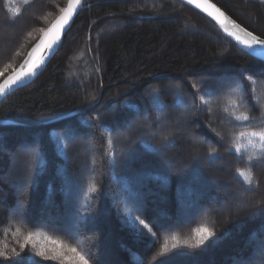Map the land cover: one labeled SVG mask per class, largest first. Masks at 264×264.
I'll list each match as a JSON object with an SVG mask.
<instances>
[{"label": "trees", "instance_id": "obj_1", "mask_svg": "<svg viewBox=\"0 0 264 264\" xmlns=\"http://www.w3.org/2000/svg\"><path fill=\"white\" fill-rule=\"evenodd\" d=\"M211 1L264 38L261 0ZM66 2L0 0V82ZM0 119L16 123L0 126L5 150H26L10 184L11 159L0 153V264H76L72 247L89 264L264 255V159L240 135L264 130V61L178 0H84L43 70L0 102ZM71 169L82 173L62 186ZM232 193L242 205L223 211ZM201 227L213 236L185 245Z\"/></svg>", "mask_w": 264, "mask_h": 264}, {"label": "snow or ice", "instance_id": "obj_2", "mask_svg": "<svg viewBox=\"0 0 264 264\" xmlns=\"http://www.w3.org/2000/svg\"><path fill=\"white\" fill-rule=\"evenodd\" d=\"M28 0H25L27 3ZM189 4H194L197 8L205 11L212 19L216 20L218 24L221 25L222 28L227 32L229 36H234L238 43L242 44L245 48L251 49L255 53V49L259 48L260 52L258 54L264 55V39H260L258 36L253 35L252 32L246 31L243 28H239L238 25L232 24L230 20H227L224 13L220 11L219 8H216L215 5L208 3L207 0H204L203 3L199 2V0H187ZM81 3V0H68V6L66 8H62L60 10L61 14L57 17V19L52 23V25L47 30L43 31V36L40 42L32 49L29 53V59L26 61V69L22 67L20 71L12 77H9L8 80H5L3 83H0V95H4L13 85L18 84L19 82L23 81L26 77L34 75L36 68L43 62V57H36L35 54L37 52L43 53L45 50L51 52L54 48V45L59 41L60 36L62 35L65 25H67L76 10L77 6ZM261 3H264V0H261ZM15 15H19V12H16ZM224 18L223 20L221 18ZM225 21L228 24H232L233 28H237L239 32H243L244 36L241 37L238 32L229 31ZM2 75V73H0ZM227 111V109H225ZM236 120H248L249 117L247 115H237L235 116ZM131 128V125H129ZM241 136L247 135L249 138V142L252 143L254 148H258L262 154L261 157L258 159H264V130L261 131H252L247 134L241 133ZM258 142V143H257ZM237 152L240 151L239 148L236 149ZM215 151L213 150L209 155H214ZM238 175L244 177V179L248 182H252L251 171L249 170L248 174L246 175L245 172L241 170H237ZM90 191H95V188H91ZM139 219L140 224L144 225V227H148L145 224L144 220ZM213 231L207 227H201L196 230V238L193 243H189L185 241V245L191 248H199L201 245L205 243L210 237L213 236ZM31 239V234L26 237V240ZM52 243H58L56 241H52ZM20 247L23 249L25 247L24 244H21ZM175 247V245H173ZM264 247V246H262ZM13 251H15L13 249ZM68 251L74 254L73 258L76 264H89L86 255L82 251H78L75 247L69 248ZM36 255L43 257L44 259H60L63 260L64 256L56 252L53 255L47 254L43 249L36 252ZM0 257L4 259H8V256L5 252H0ZM261 264H264V257H262Z\"/></svg>", "mask_w": 264, "mask_h": 264}, {"label": "water", "instance_id": "obj_3", "mask_svg": "<svg viewBox=\"0 0 264 264\" xmlns=\"http://www.w3.org/2000/svg\"><path fill=\"white\" fill-rule=\"evenodd\" d=\"M83 1H84V0H81V3L77 6V8H76V10L74 11V13H73V15H72V17H71L69 23H68L67 25H65V29H64L62 35L60 36L59 41L54 45L53 50H52L51 52H49V51H47V50H45L43 53H40V52H39L38 55L36 56V57H38V58H39V57H43V62L39 65L38 68H36V70H35V74L26 77L23 81L19 82V83L16 84V85H13L12 88H10V89H9L4 95H0V101H2L4 98H6L8 95L12 94L13 92L17 91L18 89H20V88H22V87H24V86L30 84V83H31V82L37 77V75L43 70V68L46 66V64L49 62V60H50V59L53 57V55L56 53V51H57L59 45L61 44V42H62L64 36L66 35V33L68 32V30L70 29V27H71V25H72V23H73V21H74V18H75L76 14H77V12L81 9V5H82ZM178 1L181 2V3H183V4H185L186 6L190 7L191 9L195 10L196 12L200 13V14L203 15L204 17H206L208 20H210L212 23H214V24H215V25H216V26L222 31V33H223L224 35H226L229 39H231L234 43H236V42L234 41V39L232 38V36H229V35L227 34V32L224 30V28H222L221 25L218 24V23L216 22V20L212 19V17H210L205 11H203V10L197 8L194 4H189V3L187 2V0H178ZM199 2L203 3L204 0H199ZM207 2H208V3H211V4H213V5H215L216 8H219L220 11H222V12L224 13L225 17H227V20H230V21L232 22V24L238 25L239 28H243V29H245L246 31H249V30H247L246 28H244L242 25H240L237 21H235L232 17H230V16H229L224 10H222V9H221L218 5H216L214 2H212L211 0H207ZM67 6H68V1H67L66 5H65V8H66ZM60 14H61V13H60ZM60 14H59L58 16H60ZM58 16H57V17H58ZM57 17H56V18L50 23V25L47 27V29L52 25V23L57 19ZM221 19L223 20L224 18L222 17ZM225 24H226V26H227V28H228L229 31L238 32V34H239L241 37L244 36V33H243V32H239L237 28H233V27H232V24H228L227 21H225ZM47 29H46V30H47ZM250 32H251V31H250ZM252 33H253V32H252ZM253 35H256V34L253 33ZM42 36H43V35H42ZM42 36H41V38H42ZM256 36H258V35H256ZM233 37H234V36H233ZM258 37H259L260 39H264V38H262V37H260V36H258ZM41 38H40V40H41ZM40 40H39V41H40ZM39 41H38V42H39ZM236 45H238V44L236 43ZM241 49L244 50L245 52H247V53L253 55L254 57L259 58V59H261L262 61H264V55H260V54H258V53L260 52V49H259V48H256V49H255V53H251L250 51H247V50H245V49L242 48V47H241ZM28 55H29V54H28ZM28 55L26 56V58L24 59V61H23V62H22V63H21V64H20V65L14 70V71H12L10 74H8V75H7V76H6V77H5L0 83H3L5 80H8L9 77H12V76H14L15 74H17V73L20 71V69H21L22 67H24V68L26 69L25 61L28 59ZM74 115H76V113H75V112H72V113L66 114V115H64V116H62V117H59V118H56V119L50 120L47 124L52 123V122H56V121H59V120H62V119H67V118H70V117H72V116H74ZM8 125H16V123H14V122H12V121H9V120L0 119V126H8Z\"/></svg>", "mask_w": 264, "mask_h": 264}, {"label": "rangeland", "instance_id": "obj_4", "mask_svg": "<svg viewBox=\"0 0 264 264\" xmlns=\"http://www.w3.org/2000/svg\"><path fill=\"white\" fill-rule=\"evenodd\" d=\"M42 35H43V31L41 33V36ZM0 142H1L0 143V153H2V154L8 153L9 154V158L11 159V161L9 162L10 163L9 164L10 167H9L8 172H7V175L2 177V179L4 180V183H6V184L9 183L10 184L12 182L11 179H14L15 180L16 177H18L20 175L19 173H16V170H17V168H19L18 167L19 163L22 162L25 159L26 150L23 147H16V150L12 154L8 150H7L8 152L5 150L4 146L2 145L3 144L2 140H0ZM78 152H80V151H78ZM81 173H82L81 170H75L74 171V169H71L68 172V174L65 175V177L63 179V182H62V186L65 185V183H67V182H70L71 183V182L77 180L80 177V174ZM214 174H216L214 176L217 177L219 173L217 174V172H216ZM205 183H206L207 186H209V187L217 190L221 194H224V193L227 194V193H229V189H228V186H227V182H225V183L224 182L217 183L216 178L215 179L206 178ZM242 199H243V197H241V195L238 194L237 197H236L235 194L232 193L231 195H229L228 200H227V203H225V205H224L223 211L227 210L228 208L240 207V205H242L241 204V200ZM163 200L164 199H161V201H163ZM67 209L68 208H66V211H67ZM177 214H178L177 221L183 222L185 220V215L184 214L181 215V213L179 215V212H177ZM161 215L162 214L159 213V218H160ZM62 218H64V216ZM49 220L50 219L48 218V221ZM262 246H264V240H262V242L260 244V248H262ZM240 253H242V252H238V254H240ZM263 253H264V251H263ZM262 255H261V253H254L252 255V257H254L253 260H254L255 264H261V262L259 261V259L262 260V257L264 256V255L263 256ZM250 258H251V256H250ZM237 260L240 261V258H238ZM232 264H238V262L237 261H233Z\"/></svg>", "mask_w": 264, "mask_h": 264}, {"label": "bare ground", "instance_id": "obj_5", "mask_svg": "<svg viewBox=\"0 0 264 264\" xmlns=\"http://www.w3.org/2000/svg\"><path fill=\"white\" fill-rule=\"evenodd\" d=\"M67 1H68V0H67ZM83 2H84V1H83ZM66 3H67V2H66ZM65 5H66V4H65ZM82 5H83V3H82ZM82 5H81V7H82ZM63 8H65V6H64ZM222 10H223V9H222ZM60 13H61V12H59L58 15H59ZM77 13H78V12H77ZM58 15H57V16H58ZM57 16H56V17H57ZM229 16H230V15H229ZM56 17H55V18H56ZM230 17H231V16H230ZM55 18H54V19H55ZM54 19H53V20H54ZM49 25H50V24H49ZM244 28H245V27H244ZM218 29H219V28H218ZM219 30H220V29H219ZM220 31H221V30H220ZM221 32H222V31H221ZM256 35H257V34H256ZM225 36H226V35H225ZM40 37H41V36H40ZM40 37H39V39L37 40V42L31 47V49L29 50V52L27 53V55H28V54L32 51V49H33V48H34V47L40 42V41H39V40H40ZM226 37H227V36H226ZM232 38H233L234 41L238 44L237 46H238L240 49H241V47H242V48H244L245 50L250 51L251 53H254L253 50L248 49V48H245L242 44L238 43L237 40L235 39V37L232 36ZM230 40H231V39H230ZM38 41H39V42H38ZM231 41H232V40H231ZM232 42H233V41H232ZM236 43H235V44H236ZM243 51H244V50H243ZM38 53H39V52H37V53L35 54V56H37ZM246 53H247V52H246ZM248 54H249V53H248ZM27 55H26V56H27ZM249 55H251V54H249ZM26 56H25V58H26ZM251 56H253V55H251ZM253 57H254V56H253ZM25 58H24V59H25ZM28 59H29V55H28ZM28 59H27L26 61H28ZM258 59H259V58H258ZM260 60H261V59H260ZM23 61H24V60H23ZM23 61H22V62H23ZM26 61H25V64H26ZM22 62H21V63H22ZM16 68H17V67H16ZM16 68H15V69H16ZM15 69H14V70H15ZM14 70H12V71H14ZM12 71H11V72H12ZM11 72H10V73H11ZM10 73H9V74H10ZM7 75H8V74H7ZM7 75H6V76H7ZM6 76H5V77H6ZM5 77H4V78H5ZM4 78H3V79H4ZM4 99H5V98H4ZM4 99H3V100H4ZM0 102H1V101H0ZM71 113H72V112H71ZM63 116H64V115H63ZM61 117H62V116H61ZM4 120H6V119H4ZM62 120H63V119H62ZM9 121H10V120H9ZM59 121H60V120H59ZM12 122H13V121H12ZM48 122H49V121H48ZM48 122H46V123H48ZM56 122H57V121H56ZM14 123H15V122H14ZM52 123H54V122H52ZM52 123H49V124H52Z\"/></svg>", "mask_w": 264, "mask_h": 264}]
</instances>
